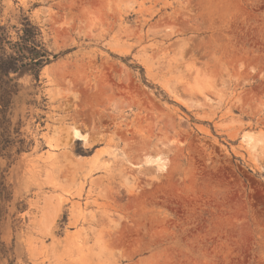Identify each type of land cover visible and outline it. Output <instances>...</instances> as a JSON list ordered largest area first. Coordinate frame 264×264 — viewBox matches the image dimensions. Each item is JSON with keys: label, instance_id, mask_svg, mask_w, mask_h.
Wrapping results in <instances>:
<instances>
[{"label": "rangeland", "instance_id": "obj_1", "mask_svg": "<svg viewBox=\"0 0 264 264\" xmlns=\"http://www.w3.org/2000/svg\"><path fill=\"white\" fill-rule=\"evenodd\" d=\"M0 264H264V0H0Z\"/></svg>", "mask_w": 264, "mask_h": 264}, {"label": "bare ground", "instance_id": "obj_2", "mask_svg": "<svg viewBox=\"0 0 264 264\" xmlns=\"http://www.w3.org/2000/svg\"><path fill=\"white\" fill-rule=\"evenodd\" d=\"M186 53H191V51L190 50H188V51H186ZM155 55V54H154ZM113 122H115L116 121V119H117V117L116 116H114L113 118ZM165 125V128L164 127H160V128H157L158 129V133H160L161 135H163L164 136V134L165 135H167V132L165 131L166 130V128L168 129L170 126H171V128L173 127V124H167L166 122L164 123ZM121 129V122H117V128H115V130H114V132H113V134L114 135H116V136H118V138L124 143V145H128L129 146V143H130V138L127 136V133L126 132H124L123 130H120ZM172 129H174V128H172ZM166 132V133H165ZM157 133V134H158ZM131 134V133H130ZM159 135V134H158ZM110 136V135H109ZM134 136V135H133ZM85 136H83V135H81L79 132H78V130H76V129H74V131H73V138H75V139H77V140H83V141H85V140H87V139H85L84 138ZM147 137V136H146ZM134 138V137H133ZM139 138V137H138ZM163 138V140L160 138V136H158V138H157V142H160L162 145H164V147L168 150V151H174V143H173V146H170V145H168V144H166L165 143V141H164V138H165V136L164 137H162ZM132 139V138H131ZM140 139H141V137H140ZM167 142V141H166ZM168 143V142H167ZM176 145V144H175ZM152 146V142H151V140L148 138V140L147 139H142L140 142H138V148L140 149V151L143 149H145L146 150V148L148 149V148H150ZM136 147V146H135ZM134 147V148H135ZM128 148V147H127ZM138 148L136 149V150H138ZM176 148H177V146H176ZM133 149V148H132ZM131 149V150H132ZM179 149V148H178ZM136 150H135V152H136ZM175 150H177V149H175ZM139 151V150H138ZM132 152V151H131ZM142 152V151H141ZM141 152H139L140 154H141ZM138 154V153H137ZM139 158V157H138ZM162 159V158H161ZM161 159H156V160H147V161H145V163H144V167H147V170L146 169H144L145 171L144 172H148V173H153V167H155L156 168V170H158V172L159 171H161V172H167V173H171V171L173 170V168L175 167V164H174V166H173V168H172V166L170 167V166H168V165H165L166 163H164V161H162L163 163H161L160 161H161ZM175 159V158H174ZM143 160V159H142ZM166 162V161H165ZM138 163L140 164V161H138ZM174 163V162H173ZM143 168V167H142ZM154 168V169H155ZM142 172V171H141ZM139 174V173H138ZM143 174V173H142ZM145 174V173H144ZM143 174V175H144ZM147 175V174H146ZM158 227V226H157ZM157 231V230H156ZM157 233V232H156ZM162 235V234H161ZM140 236V235H139ZM141 239V238H140ZM157 240V239H156Z\"/></svg>", "mask_w": 264, "mask_h": 264}]
</instances>
